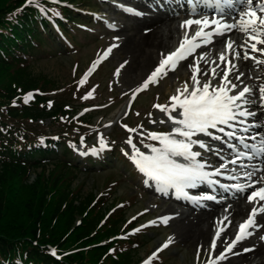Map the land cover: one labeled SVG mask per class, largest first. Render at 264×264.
Listing matches in <instances>:
<instances>
[{"label":"trees","instance_id":"16d2710c","mask_svg":"<svg viewBox=\"0 0 264 264\" xmlns=\"http://www.w3.org/2000/svg\"><path fill=\"white\" fill-rule=\"evenodd\" d=\"M47 3L0 0V129H7L4 138L0 130V264H129V254L109 253L113 244L101 245L118 232L121 214L97 227L105 199L95 203L96 209L92 195L73 190L78 169L64 160L68 149L60 158L48 141V150L38 154L39 144L19 139V128L37 119L54 121L60 136L84 123L73 119L63 96L46 94L56 90L54 81L32 70L36 52L50 44L42 14ZM33 90L43 95L34 96L28 106L14 107L13 101ZM47 165L55 169L48 176L43 170L26 184L33 169ZM77 215L81 222L75 226ZM49 248L61 256L59 262L48 255Z\"/></svg>","mask_w":264,"mask_h":264},{"label":"snow or ice","instance_id":"6c2138e0","mask_svg":"<svg viewBox=\"0 0 264 264\" xmlns=\"http://www.w3.org/2000/svg\"><path fill=\"white\" fill-rule=\"evenodd\" d=\"M31 0H25V3H30ZM242 3L243 11L240 12L241 20L237 21L234 24L221 23L213 17L211 20L207 15L203 16L202 19L192 18L197 15L195 12V7L193 6V0H188L189 11L187 15L189 18L181 21L180 27L185 31V36L181 37L179 45L173 50L166 54H161L158 64L155 68L148 74V76L138 85V87L133 92L135 96L136 92H139L145 89L150 83L158 80L162 75L166 74L168 71L174 70L178 62L186 59L190 56L195 50L200 47L202 44L210 43L213 35H222L224 31L231 28H235L237 24L240 25V30L242 32L249 33L247 36L248 41H255L249 46L252 52L260 51L264 53V48L258 49L257 44L264 43V15L257 16V11L264 13V0H238ZM255 4V7H253ZM132 15H142L139 10L125 9ZM250 17V18H248ZM257 23L260 26L257 28ZM214 25L208 31L209 25ZM195 25L196 31L189 36L188 29L189 26ZM147 31V29H145ZM113 39H118L114 37ZM112 47H116L115 44L109 46V48L104 49V55L110 51ZM224 49L227 51L230 49V44L225 43L223 45ZM243 47V46H242ZM237 53L232 49V58L235 59ZM101 57H97L96 60L92 62L93 65L99 62ZM203 53L200 54L199 59L193 58V63L189 65L192 69V74L190 76L191 84L183 82L180 88H177L175 94L169 97L171 103L169 105L164 104H153L152 107L159 109L164 116L167 117V120L171 122V129L167 132H147V139L151 141H156L157 144L151 143H141L147 151H141L132 143L131 137L126 141V143L131 148V154L124 152V155L134 166L135 170L142 174V178L146 182H152L156 185V190L159 192H166L169 189L174 190L176 193H179L183 198L191 203L199 204L201 201H211L216 199L211 194H201L200 196H192L185 192L186 188L194 187L196 184L205 182L209 185L213 184V181L209 179L210 173L204 170L205 162L197 159L201 153L194 150V146H198L200 149H206V145L200 138V135L203 136H212L213 139H220L219 136H214L212 130H218L228 137H233L235 135L236 125L233 121H237L239 124L243 125L244 120L239 119V117L246 118L248 116H254L255 113L251 110H246L244 105L254 104L255 101L249 99L246 94L251 92V89L245 85L242 89L236 91L234 94L232 90L237 88L235 83H232L228 77L229 71L235 68V64H231L223 54L220 55L219 59L224 61L223 66V75L219 77V85H212L210 81L205 80L201 81L197 77V72L200 71L196 65L203 60ZM244 58L250 57L248 51L244 52ZM258 63H264V61H256ZM126 63V62H124ZM121 65L120 67H122ZM91 70V69H90ZM119 68L117 69V73ZM209 75L212 79H216L215 68L209 66ZM87 74V73H86ZM85 74V75H86ZM203 75L204 73L201 72ZM240 73L237 75L236 79H240ZM81 83L84 82V77H81ZM260 100L259 103L264 107V86L260 89ZM29 94H25L24 102L27 103L30 97ZM15 103V101H13ZM51 102H49L50 104ZM174 113V115L172 114ZM127 115V113H125ZM151 115V114H149ZM150 123L155 121L150 120ZM161 124L165 123L164 120L159 121ZM221 126H227L230 131L225 132L224 128ZM127 128V126H124ZM141 127L137 125V128ZM131 133L136 132V128L127 129ZM246 131L247 129H242ZM239 141L241 137H236ZM260 147L257 148L256 145H252V152L245 153L241 152L236 157L239 159L243 156L251 157L256 152L264 153V139L260 141ZM229 148H232V151L235 153V148L231 144L228 145ZM101 148H104L105 145L103 142L100 144ZM243 147L248 148L249 145L244 144ZM123 152L124 150L121 149ZM224 158L221 157V160ZM235 163L236 160L231 161ZM224 163L219 164L218 169H213V172L217 175H220V169L224 168ZM258 170V169H257ZM245 176L250 175L249 173H243ZM254 175V172L252 173ZM264 182V178H262ZM257 181L253 180L252 184H256ZM221 188H224V185H220ZM231 189L236 192H244L246 188H250L251 185L248 183L245 184H232ZM247 200L249 202L253 201V198L256 197L260 201H264V186L259 187L257 190L246 193ZM144 211H147L145 209ZM264 211V209L253 207L243 222L238 225V229L235 233V237L231 239L230 243H227L223 251L215 256V261H220L224 258V253L229 252L238 241L247 238L252 233L249 231L252 227H260L254 221V215L259 212ZM134 219V218H133ZM170 217L160 216L156 220L161 223H167ZM226 219V218H225ZM154 221H148L147 225L153 224ZM146 225H141L140 227H145ZM227 227V224L224 225ZM132 231H137L133 229ZM223 231V228H217L215 234L212 236V247H215V242L217 236L220 232ZM227 239V238H226ZM261 240H264V236L260 237ZM167 241L162 243L158 248L151 253V255L142 261V264H148V261L156 255L162 248L167 246ZM249 251L250 249H244ZM111 252L112 249H109ZM197 251H199V246ZM54 255V253H53ZM209 264H214L210 261Z\"/></svg>","mask_w":264,"mask_h":264},{"label":"rangeland","instance_id":"374dc122","mask_svg":"<svg viewBox=\"0 0 264 264\" xmlns=\"http://www.w3.org/2000/svg\"><path fill=\"white\" fill-rule=\"evenodd\" d=\"M103 7L108 8V6ZM85 9L87 10L85 5H81L77 7L76 11L86 12ZM113 12L108 17H102L103 15H93V18L88 14L90 20L95 23L84 25L85 32L77 34L76 44H74L72 39L69 45L66 42V47H61V50H63L61 54H57L56 56L47 55L45 58L36 62L34 64L33 72L34 74L48 76L55 82L58 95L69 97L71 100H73V98L71 94L72 92L70 91V82L74 80V84L72 85L74 89V86L80 87L84 84L83 90L79 93L75 92L74 96L77 95L80 97L79 100L83 101L90 107L82 110L80 113L93 110L92 112L96 116L84 139L79 138L78 144L74 146L69 142L73 155L77 159L75 162H79L83 155L94 153L95 144L97 141H100L98 138L99 134H96L98 129L93 126L97 121L101 122V131H103L101 133V142L104 141V136L108 133H110L111 136H108L107 140L110 138L114 140L115 138L114 143H111V146L112 148L114 146L116 149H114L116 157L110 159V154L113 151L106 154L102 153V151L93 154V172H79L77 177L78 180L75 182V185H77V183L82 185V193L84 195L89 192H93L97 195L109 191L111 193V199H119L117 208H123L124 206L127 208L128 221L141 219L142 223V220H156L157 217H160L159 214L163 208L168 205H162L160 203L162 201L160 198L144 192V180L138 177L137 173L133 171L131 165L128 164L129 160L124 156L121 157L122 155H120V152L117 149L119 146L123 145L122 140L129 137H134L136 140L135 144L142 149L143 144L141 141L145 143L147 132L168 131L164 126L165 123L167 124L170 121L166 118H162L161 116L163 113L159 109L153 108L152 105H166L169 101L171 92H173L178 86H174L169 92V83L174 78L173 73H169L164 78L167 83L166 85H163L161 82L158 86L154 83L149 85L147 89H144L138 95L130 108V111L127 112L129 97L147 76L143 78V80L141 79V81L133 83H127L121 78L123 66H120L124 64L125 56L118 48L119 39H113L114 37L117 38V35L111 31L120 25L121 21L118 20L120 14H114ZM143 12L148 15L147 11L144 10ZM97 17L106 21V23L98 24L99 19H97ZM90 20L88 18L87 22H91ZM112 44H115L116 47H112L107 55H105L103 63L98 68L100 74H98V72L94 76L89 77L92 62L96 60L99 54L104 52V49L109 48ZM118 68L119 71L117 73ZM82 76L84 77L83 83L80 82ZM87 80L88 82L85 84ZM125 113H127V115H125ZM118 115L119 120H121L120 124H113L114 118H117ZM150 120L155 122L150 123ZM161 120H164L165 123L161 124L159 122ZM36 124L45 128L49 127L48 120L43 122L38 121ZM122 125H127L128 129L136 128V132L131 133L128 131L125 132L124 136L118 138L117 136L119 134L124 133ZM137 125H140L141 127L137 128ZM50 129L54 131V128L50 127ZM98 154L103 155L98 156ZM104 159H108L111 163L109 165H103L102 168H100L98 164L102 163ZM86 164L87 163L82 162L80 166L83 167ZM112 174L115 175L114 179H112ZM130 206H132L131 209H129ZM145 209H147V211H144ZM153 224L156 223L154 222ZM157 226L158 228L156 229L146 230L145 235L142 234L148 243L136 251V258H143L152 253L153 250L165 242V239L170 238V241L175 245L163 251L161 254V264H197L198 258L194 249L185 248L178 239H173L174 237L172 236V230L170 227H166L163 224H158ZM236 230L237 229L233 231V235ZM232 238L233 237L227 242L230 243ZM208 254V249H206V252L202 253L201 257H207ZM202 261H198L199 264H201Z\"/></svg>","mask_w":264,"mask_h":264},{"label":"bare ground","instance_id":"6f19581e","mask_svg":"<svg viewBox=\"0 0 264 264\" xmlns=\"http://www.w3.org/2000/svg\"><path fill=\"white\" fill-rule=\"evenodd\" d=\"M146 1L138 2L134 7L139 11L146 10ZM257 13L264 15V13H260L259 11ZM118 19L121 21V24L115 28L114 33L119 39L118 48L125 56L124 62L126 63L123 64L121 78L127 83L143 80L158 64L161 54L174 50L179 45L181 37L185 36V31L180 27L181 21L185 18L177 20L167 15H132L123 9ZM259 27L257 23V28ZM209 29H204V31H208ZM195 31V25L189 26L187 34L191 36ZM247 34L249 33L242 32L238 25L233 32L228 34L231 37L230 49L227 50L228 53L224 54V56L231 64H235V68L229 71L226 79L239 85L240 81L236 77L240 73H243L244 79H241V81L252 80L253 83H256L253 94H257L259 88L264 86V74H257L256 71L264 72V63L253 64L244 58L241 49L248 42ZM219 36L221 39L224 37V35ZM213 37H216V35ZM221 39L211 44L213 48L209 49L207 46H200L186 59L179 61L174 70L166 73V75L173 73L174 76L168 87L173 89L174 86H179L176 87L177 89L182 86L183 82H187L189 85L191 84L190 76L192 69L189 65L193 63L194 57L199 59L201 53H203L204 58L196 65L200 69L197 72L198 79L202 82L208 80L212 85L219 82V77L223 75L222 69L224 66V61L217 57ZM261 39H264V37H261ZM261 45L264 48V43H261ZM232 49L239 54L238 59L233 60ZM254 55L264 60V54ZM210 65L215 68L217 78L214 80L208 72ZM201 72L204 74L202 75ZM162 84L166 85L167 83L163 80ZM174 94L175 90L171 92L170 96ZM263 115L260 112L257 117L261 119ZM161 117L167 119L164 114ZM165 125L171 129V126L166 123ZM261 174H264V171ZM253 207L264 209V204L258 199L249 202L245 198L238 202H232L231 208L225 213V222H229V224L220 234L213 251L217 252L220 249L221 244L226 242L234 228L247 218L249 211ZM222 208L223 206H215L208 211H193L189 208H175L174 205L168 204L159 215L170 217L166 224L171 228L174 239H178L185 248H192L195 251H197L199 246L198 252H201L206 248L208 236L211 233L213 224L220 218L219 211ZM254 221L260 227H252L249 229L252 234L238 241L224 255V258L221 259V264H264V240L260 239L261 236H264V211L257 212L254 215ZM244 249L250 250L245 251ZM215 264H219V261H216Z\"/></svg>","mask_w":264,"mask_h":264}]
</instances>
